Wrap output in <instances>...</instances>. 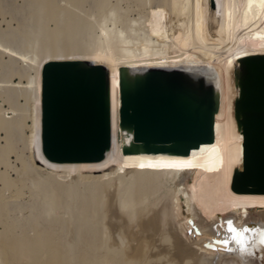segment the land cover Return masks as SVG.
Instances as JSON below:
<instances>
[{
  "label": "bare ground",
  "instance_id": "obj_1",
  "mask_svg": "<svg viewBox=\"0 0 264 264\" xmlns=\"http://www.w3.org/2000/svg\"><path fill=\"white\" fill-rule=\"evenodd\" d=\"M171 1L172 39L162 41L156 50H151L152 36L140 27L139 18L129 20L101 5L96 14L91 13L93 23L85 22L75 11L63 22L64 29L41 30L36 39L41 60L31 61L0 44L3 57L28 63L35 70L26 85L21 80L9 83L15 89H24L26 101L41 114L35 115L33 126L27 127L33 132L29 142L42 152V71L48 62L89 61L106 67L112 109V143L103 159L55 163L45 158L54 179L47 185L45 198L59 212H66V199L73 195L76 213L67 214L69 220L59 213L60 217L49 221L52 231L43 240L35 239L31 246L1 235L4 264L15 263L9 250L20 251L26 264H36L32 257L35 246L44 249L49 264H68L63 254L68 248L75 252L77 264H264V194L236 193L232 189L233 177L243 170L245 158L244 130L237 116L241 94L237 75L245 73L246 58L264 56V0ZM86 2L72 0L70 4L79 10ZM53 12L48 19L53 18ZM112 19L116 21L113 29L109 27ZM126 34L132 35L127 40L131 48L123 52L113 41L125 39ZM104 46L109 54L103 56ZM121 67L180 68L217 75L221 106L214 142L203 143L188 155L124 154L123 147L130 138L119 124ZM6 116L7 111L0 107V132L23 130V120ZM7 151L0 156L3 163ZM125 157L131 160L125 161ZM76 177L81 180L72 182ZM8 178L3 176L2 180L13 184ZM80 185L83 196L78 193Z\"/></svg>",
  "mask_w": 264,
  "mask_h": 264
},
{
  "label": "water",
  "instance_id": "obj_2",
  "mask_svg": "<svg viewBox=\"0 0 264 264\" xmlns=\"http://www.w3.org/2000/svg\"><path fill=\"white\" fill-rule=\"evenodd\" d=\"M238 74V123L243 170L236 193L264 194V56L245 59ZM119 124L130 142L124 154L188 155L215 140L221 106L219 78L180 68L119 70ZM43 153L55 163L95 162L112 143L108 70L89 61H52L42 71Z\"/></svg>",
  "mask_w": 264,
  "mask_h": 264
},
{
  "label": "rangeland",
  "instance_id": "obj_3",
  "mask_svg": "<svg viewBox=\"0 0 264 264\" xmlns=\"http://www.w3.org/2000/svg\"><path fill=\"white\" fill-rule=\"evenodd\" d=\"M71 1L72 0H0V44L5 47L7 46L6 48L11 49L12 51L15 50L18 54H25L31 61L41 60V55L38 52V46L36 44V39L38 38L39 33H41V30L45 29V31H53L55 28L64 29L66 26L65 23L68 19L67 17L71 15L70 13L75 11L78 12L80 16L82 15L81 17H83L85 22L89 24L93 23V19L90 20V18L96 14L98 5L113 8L120 16L126 17L129 20H138L139 18L141 24L143 26L145 25V27H140L143 28L144 32L148 31L146 33L152 36L154 48H151V50L159 49L162 41H171L172 39L170 36V23L172 24L171 15L173 12L172 9L174 10V3L171 0H86L87 2L83 5V9L81 8L79 10L75 9V7L70 4ZM50 7L53 8L52 11V8ZM48 8H50V10ZM45 10L51 12H46ZM54 10L55 12H53ZM52 12L55 15H53V18H55L48 19L47 16L49 15L51 17ZM44 13L46 14V17L44 16L45 19L42 18V14ZM44 20L46 22H44ZM146 23L148 25H146ZM115 25L116 21L112 19L109 27L113 29ZM146 26L149 27L147 28ZM167 26L170 27L168 28ZM150 29L151 31H149ZM123 30L125 31V29ZM166 32H168V34ZM154 33V37L157 38H153ZM126 35L127 37L125 39L117 38L113 41L114 44L119 46L121 49L120 51L123 52L131 48V46H129L130 44L127 43V40L128 38H131L132 35ZM157 45H159V47H157ZM104 47L105 48L101 49L103 56L109 54L108 52L106 53L107 46ZM29 67L31 68L32 65H29L28 63L22 64L20 62H10V58L7 55H4L3 57L0 53V107L7 111V118L15 117L16 121L23 120L25 123V127L21 131L11 132L12 134L5 131L0 132V156L4 150H8L7 155L4 157L6 158L5 163L0 161V236L5 235L13 242L15 240L17 243H25L31 246L35 239L38 238L43 240L48 233L52 231L49 221L55 219L54 217H58L62 214L63 219L67 218L69 220L70 216H73V214L76 213L77 204L75 202L76 197L70 195L72 198L69 196L66 199V206L68 205V207H66V212H59L60 210H58L53 204H50L45 198L44 192L48 189L47 185L54 182L52 177L53 174L46 163V156L44 153L37 148L36 144H31L29 142V138L33 137V132L28 129V127L33 126L34 124L33 117L41 114L36 108H34L33 103L26 101L27 92L24 89H15L14 87H11V84L9 83L10 80H13L14 83L16 82L18 84L21 80L23 85H26L28 82L27 77L35 76V70H32ZM23 69L26 73L23 72ZM25 69L30 70L26 71ZM21 77H23V79H21ZM236 86L239 87L237 83ZM123 159L125 161L131 160L126 157ZM22 168L24 171L21 174L20 170ZM78 173L83 176L87 175V172L84 173L78 171ZM3 176H6L7 178L9 177V180L12 179L11 181H13V184L5 183L2 180ZM76 178L77 179H73L72 182H74V180H81L78 179L79 177ZM82 186L83 185H80L79 190H81V192L79 191L78 193L79 195L82 193L81 195L83 196ZM67 201L69 202L68 204ZM51 206L55 207V209L53 210ZM67 214L70 216L68 217ZM36 224L37 226L35 227ZM98 227L101 226L98 225ZM65 252H67V254ZM8 253V255L14 259V264H19V262L26 264L24 259H22L20 251H14L13 253V251L9 250ZM63 254L64 256H67V258L66 256L64 258H66L68 264H77L75 263L77 260L75 256L76 254L73 250L68 248ZM3 256L4 252L0 248V264H4L2 262ZM32 257L36 264H41V262L42 264H46V262L48 263V255L43 248H40V246L34 247Z\"/></svg>",
  "mask_w": 264,
  "mask_h": 264
},
{
  "label": "snow or ice",
  "instance_id": "obj_4",
  "mask_svg": "<svg viewBox=\"0 0 264 264\" xmlns=\"http://www.w3.org/2000/svg\"><path fill=\"white\" fill-rule=\"evenodd\" d=\"M230 230H231V231H235L234 228H230ZM245 231H247V229H245ZM261 234H262V241H261V242L264 243V231H262Z\"/></svg>",
  "mask_w": 264,
  "mask_h": 264
}]
</instances>
